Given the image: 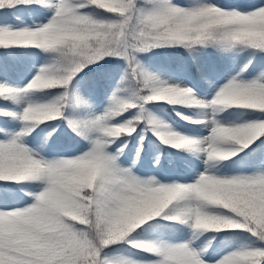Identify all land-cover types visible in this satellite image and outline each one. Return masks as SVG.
Listing matches in <instances>:
<instances>
[{"label":"snow or ice","instance_id":"6c2138e0","mask_svg":"<svg viewBox=\"0 0 264 264\" xmlns=\"http://www.w3.org/2000/svg\"><path fill=\"white\" fill-rule=\"evenodd\" d=\"M157 48L246 55L223 83L204 77L205 99L143 65ZM0 49V264H264V0H0ZM109 59L125 66L97 114L77 84L92 65L114 79ZM22 71L32 78L20 87ZM159 104L201 110L177 115L208 135L174 130L148 107ZM65 124L84 147L46 158ZM148 131L189 153L192 174L123 166L125 138ZM213 240L227 245L218 258Z\"/></svg>","mask_w":264,"mask_h":264},{"label":"trees","instance_id":"16d2710c","mask_svg":"<svg viewBox=\"0 0 264 264\" xmlns=\"http://www.w3.org/2000/svg\"><path fill=\"white\" fill-rule=\"evenodd\" d=\"M179 3H184L185 0H177ZM235 2L248 3L250 0H222L223 4H232ZM0 51H4L0 49ZM39 52V50H35ZM246 53H223L216 49L208 48L204 51L196 54V59L193 60L189 52L183 48H157L150 52L141 53L139 59L150 71L156 72L161 77H170L178 81H183L192 88L196 94L200 97L206 96L210 93V88L205 82L204 77L208 76L213 80H217L221 83L224 82V77L231 71L234 73L239 71V68L244 62ZM223 60V66H219V61ZM44 61V55L41 53L38 57L32 59H26L22 62V67L27 68L32 63H35L37 67ZM103 70L111 73L115 78L107 79L101 75V68L96 65H92L89 68L84 69L80 74V79L77 86L85 96H90L95 110L104 109L108 103V96L111 95L112 89H106L105 83L113 82L114 86L116 81L121 75L125 62L123 60L109 59L107 62H101ZM203 69V72L201 71ZM25 76L27 77L25 79ZM30 77L26 71H22L19 74L17 80L18 86L22 87L24 82ZM123 96H127V93H121ZM9 107H13L9 105ZM23 105L15 107V110L19 111ZM149 109L159 118H162L171 127L177 128L178 132L187 134L189 136H197L202 129L203 125H197L189 123L188 121L177 115V112L182 113L184 116L192 119H199L201 110L196 108H188L181 106H169L167 104L148 105ZM227 119L233 120L239 118L241 121L246 120L247 116L240 115L236 110H230L229 113L224 114ZM127 116V114H126ZM54 123V122H53ZM5 127H18L17 124H10L5 122ZM145 128L144 124H141L137 132H142ZM59 135L55 139L49 140L48 144L44 148L42 155L46 158H54L58 154L63 155H75L83 147L85 142L79 137L75 136L68 128L67 125H61L58 130ZM44 133L39 135H33L29 137L28 143L30 146H38ZM127 139V147L124 149L123 154L120 155V162L123 166H133V170L138 175H157L159 178H167L169 176H176L180 174L191 175V162L193 157L187 152H181L173 147L162 144L151 131L146 133V138L141 144L139 137L125 138ZM117 145H112L111 151H115ZM139 155H137V150ZM157 159L159 163H157ZM232 159H235L233 157ZM188 163H185V162ZM224 173L231 174L230 169H222ZM206 235L211 236V233ZM214 248H209V251L216 257H218L222 251L227 249V245L223 242H217L213 240ZM120 251L127 253V249L120 248Z\"/></svg>","mask_w":264,"mask_h":264},{"label":"rangeland","instance_id":"374dc122","mask_svg":"<svg viewBox=\"0 0 264 264\" xmlns=\"http://www.w3.org/2000/svg\"><path fill=\"white\" fill-rule=\"evenodd\" d=\"M223 64H224V61L223 60H221V61H219V66L221 67V66H223ZM232 73H234L233 71H231ZM32 77L30 76V77H28V79L24 82V84H26L27 82H28V80H30ZM163 79H173V78H170V77H162ZM173 80H175V81H178V80H176V79H173ZM105 87H106V89H112V88H114L115 86H114V83L113 82H109V83H106L105 84ZM200 97V96H199ZM201 98H205V99H210L211 98V94H208V95H206V96H204V97H201ZM103 110L104 109H98V110H96V113L97 114H99V113H102L103 112ZM200 116L201 115H203V113H202V111L200 112V114H199ZM190 117H192V116H190ZM160 119H162V118H160ZM171 128H173V127H171ZM174 130H176L177 128H173ZM177 131V130H176ZM198 135H208V130L206 129V128H204V129H202V131L198 134ZM138 175V174H137ZM142 176V175H141ZM226 250V249H225ZM224 250V251H225ZM224 251H222L221 252V254L224 252ZM218 258V257H217Z\"/></svg>","mask_w":264,"mask_h":264}]
</instances>
